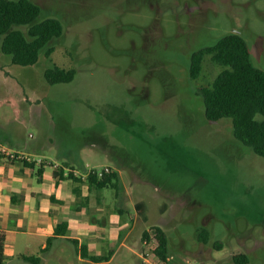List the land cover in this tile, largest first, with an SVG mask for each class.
Wrapping results in <instances>:
<instances>
[{
  "label": "rangeland",
  "instance_id": "1",
  "mask_svg": "<svg viewBox=\"0 0 264 264\" xmlns=\"http://www.w3.org/2000/svg\"><path fill=\"white\" fill-rule=\"evenodd\" d=\"M34 1L38 20L58 17L64 32L30 65L13 63L0 35V142L34 145L78 174L120 170L119 191L92 188V206L89 195L76 202L128 236L110 260L96 262L65 239L43 252L48 236L32 231L31 219L20 228L10 218L4 264H145L142 235L156 224L170 237L158 264H234L236 249L248 264H264V157L234 136L230 119L205 116L200 88L221 67L207 56L199 78L189 73L192 53L231 31L246 37L264 68V0ZM56 64L75 67V78L50 84L45 70ZM101 238L104 247L92 253L109 254L112 239ZM33 255L42 260L24 258Z\"/></svg>",
  "mask_w": 264,
  "mask_h": 264
},
{
  "label": "trees",
  "instance_id": "2",
  "mask_svg": "<svg viewBox=\"0 0 264 264\" xmlns=\"http://www.w3.org/2000/svg\"><path fill=\"white\" fill-rule=\"evenodd\" d=\"M41 12V5L34 0H0L1 50L11 55L13 63L21 65L36 63L41 50L53 38L63 34L62 20L55 16L38 20ZM53 51V46L48 47L46 55L50 56ZM207 56L221 68L210 85L200 88L206 118L210 121L230 119L234 136L256 154L264 157V68L254 64L249 42L238 31L226 33L214 43L200 47L192 53L189 67L192 79H197L201 75ZM76 73L75 67H62L56 64L46 68L45 77L50 84H56L72 81ZM0 157L3 156L0 154ZM24 163L32 167L36 165L34 162ZM43 166L44 164H41L38 171L41 172ZM54 175L58 179L78 177L73 173L65 174L63 167L55 169ZM84 179L91 187L112 186L118 191L121 188L117 169H112L103 176L90 173ZM77 180L83 178L79 177ZM139 205L142 204H137V207H140ZM61 226L62 224H59L55 231ZM152 229L153 232L144 231L142 238L151 240L155 253L166 261L169 256L170 237L160 225H153ZM208 235L209 231L203 228L199 238L207 242ZM5 241V233L0 231V264H3L6 258ZM52 241L53 237H49L46 246L42 248L43 252L49 248ZM72 241L78 246L75 238ZM81 250L83 257L93 261L109 260L114 252L110 250L109 254L97 256L90 254L86 245H82ZM24 258L33 263H39L41 260L40 255ZM232 259L234 264L250 262L248 253L240 249L233 251Z\"/></svg>",
  "mask_w": 264,
  "mask_h": 264
},
{
  "label": "crops",
  "instance_id": "3",
  "mask_svg": "<svg viewBox=\"0 0 264 264\" xmlns=\"http://www.w3.org/2000/svg\"><path fill=\"white\" fill-rule=\"evenodd\" d=\"M21 148L23 149L20 150L39 152L34 145H25ZM55 160L65 167L75 168L72 163ZM39 167V164L32 167L19 160L13 161L0 157V231H3L6 236L5 253L8 241V220L15 219L20 223V228H25V224H28V220L31 219V230L44 233L48 238L53 237L52 243L55 241L60 243L63 239L73 243L72 239L75 238L78 252L82 256V245L88 247L90 254L103 255V253H92V251L101 250L104 245H101L98 240L103 242L101 236L108 235L113 242L108 248V251L114 250L111 259L117 250L116 243L126 240L128 233L123 236L122 229L117 230L116 228L120 225L115 222L110 223L109 221L100 225L91 220L86 212L88 202L86 200L76 202L80 196L81 200L89 195L91 199L89 206H92L94 203L92 188L96 187H91L84 178L77 180L82 175L76 174L77 178L58 179L54 175L55 169L52 165H44L41 172L38 171ZM118 171L121 177L120 170ZM65 174H67L66 171ZM137 204L136 208H141L140 205L137 207ZM59 224H62L61 228L55 231ZM97 237L98 240H96ZM96 262H103V260Z\"/></svg>",
  "mask_w": 264,
  "mask_h": 264
},
{
  "label": "built area",
  "instance_id": "4",
  "mask_svg": "<svg viewBox=\"0 0 264 264\" xmlns=\"http://www.w3.org/2000/svg\"><path fill=\"white\" fill-rule=\"evenodd\" d=\"M0 154L8 160L34 162L39 165L41 164L52 165L54 169H60L61 167H63L64 171H66L67 174L68 173H73L74 175L78 174L75 170L76 168L65 167L62 165L61 162L52 161L48 159L46 156L34 152H29L20 149H12L11 147L3 144L2 142H0ZM112 169L113 168L109 165L103 168L92 167V168H88L84 173L79 175H82L80 176L82 178H85L90 173H95L99 176H103L105 173L112 171ZM143 243L146 245V247H144L143 250L141 251V255L144 259L145 264H158L159 256L155 253L154 246H151L149 244V240L147 239H145Z\"/></svg>",
  "mask_w": 264,
  "mask_h": 264
},
{
  "label": "flooded vegetation",
  "instance_id": "5",
  "mask_svg": "<svg viewBox=\"0 0 264 264\" xmlns=\"http://www.w3.org/2000/svg\"><path fill=\"white\" fill-rule=\"evenodd\" d=\"M193 18H194V19L197 18V15L195 14Z\"/></svg>",
  "mask_w": 264,
  "mask_h": 264
}]
</instances>
